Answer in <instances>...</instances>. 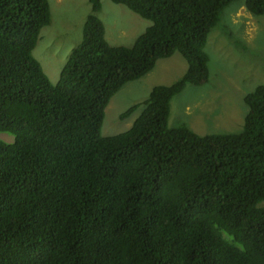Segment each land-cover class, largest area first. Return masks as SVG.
Returning <instances> with one entry per match:
<instances>
[{"label":"trees","instance_id":"1","mask_svg":"<svg viewBox=\"0 0 264 264\" xmlns=\"http://www.w3.org/2000/svg\"><path fill=\"white\" fill-rule=\"evenodd\" d=\"M110 1L151 26L112 46L89 15L54 86L33 56L49 0H0V133L15 137L0 140V264H264V84L237 133L169 126L172 99L209 81V36L240 0ZM245 7L264 17V0ZM175 53L184 76L102 136L113 97Z\"/></svg>","mask_w":264,"mask_h":264},{"label":"rangeland","instance_id":"2","mask_svg":"<svg viewBox=\"0 0 264 264\" xmlns=\"http://www.w3.org/2000/svg\"><path fill=\"white\" fill-rule=\"evenodd\" d=\"M49 3L51 22L41 30L33 56L54 86L73 50L83 40L89 15L95 14L103 22L106 39L112 46L132 47L152 24L110 0H101L102 8L97 13L88 0ZM206 52L210 58V79L201 85H187L172 99L169 126L184 124L199 135L237 133L248 112L245 97L264 84V17L251 14L245 0L232 3L211 32ZM187 68L182 55L175 53L159 60L144 77L126 84L105 111L101 135H117L130 129L146 108L153 88L175 84ZM135 106L138 108L132 115L123 119L122 115ZM0 139L9 143L14 140L7 134H0Z\"/></svg>","mask_w":264,"mask_h":264},{"label":"clouds","instance_id":"3","mask_svg":"<svg viewBox=\"0 0 264 264\" xmlns=\"http://www.w3.org/2000/svg\"><path fill=\"white\" fill-rule=\"evenodd\" d=\"M111 102V101H110ZM126 119V118H125ZM0 134H7V135H12V134H8V133H0ZM12 137L14 138V140H13V142L15 141V137L12 135ZM1 140V139H0ZM1 141H3V140H1ZM3 142H5V141H3ZM13 142H11V143H13ZM5 143H9V142H5Z\"/></svg>","mask_w":264,"mask_h":264}]
</instances>
